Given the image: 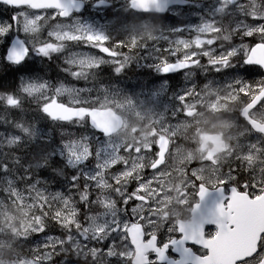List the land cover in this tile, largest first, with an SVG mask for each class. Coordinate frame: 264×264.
Returning a JSON list of instances; mask_svg holds the SVG:
<instances>
[{"label":"snow or ice","instance_id":"6c2138e0","mask_svg":"<svg viewBox=\"0 0 264 264\" xmlns=\"http://www.w3.org/2000/svg\"><path fill=\"white\" fill-rule=\"evenodd\" d=\"M181 2L149 0L142 4L138 0H126L125 11L165 13L172 4ZM225 2L229 8L233 5L244 7L243 0H218L221 5L218 12L225 10ZM111 3L112 0H26L23 3L0 0V5L13 10L10 18L0 23V58L3 63L16 67L24 63L30 53L51 59L71 46L82 49L63 57L66 67L62 70L73 80L87 79L89 76L95 78L97 70L104 65H110L114 73L120 75L135 59V50L143 48L147 52L149 43H141L134 36L129 41H114L106 30V24L96 27L83 18L86 8L108 7ZM260 7L264 8V0ZM249 19L257 23L245 22L243 35L247 38L259 37V40L245 46L243 56H240L239 49L217 53L214 47L216 40L205 39V36L218 33L221 29L214 26V21H204L187 39L182 35L176 40L163 35L150 36L149 39L153 41H167L165 47L159 43L153 44L151 66L166 76L176 71L188 72L201 66L206 59L210 67L221 72L222 69L234 67L232 58L239 57L242 65L256 66L264 72V62L253 57V49L257 52L264 49V14H257L253 10ZM46 27L48 32L42 37L41 33ZM171 31L174 34L183 33L179 27ZM227 87L232 91V99L241 95L248 98L240 108V116L245 122L247 135L254 138L249 139L246 145L239 146L240 150L234 154L238 166L233 167L229 163L226 172L213 153L203 157V162L215 166L214 172L219 169L216 180L209 184L193 169V178L180 191L178 202L181 205L191 203L195 216L203 200L215 194L218 197L215 207L207 217L201 216L199 221L193 219L189 224L177 222L167 225L169 239L166 241L160 240L159 228L153 229L152 226L168 220L166 205L162 204L163 185L160 177L165 172L161 163V142L171 143L168 136L171 127L165 129L160 124L158 129L153 128L157 142L121 144L114 138V133L124 126L123 117L113 107H123L117 92L103 89L105 95L101 102L99 97L96 100L81 97L82 92L90 89H77L64 83L53 88L47 80L39 79L38 82L37 79L23 76L16 92H0V106L5 113L22 110L25 96L35 97L38 111L53 124L91 129L90 133L80 135L61 131L59 143L45 158L46 163L48 160L53 164L62 161L67 168L76 170L66 178L67 193L48 191L47 182H44L45 187H38L41 181L33 183L31 173H26L23 179L29 183L25 195L13 187V180L8 179L9 164L0 160V180L8 184L3 191L8 193L13 204L19 202L22 210L25 207L29 211L35 210L31 212L29 230L44 237L42 244L32 248L28 255L18 257L17 264H53L54 258L66 251V245L73 241V249L83 251L85 257L90 254L94 264H264V170L258 177L253 175L251 180L241 181L238 175L242 169L247 170L253 154H264V79L253 84L236 78ZM165 92L162 84L152 95ZM65 95L71 96V101L65 102L62 99ZM193 96H199L195 86L184 89L182 94L175 97L179 107L173 109V115L180 112L191 115L195 104H190L189 100ZM124 103L135 105L130 97ZM257 105L260 107L257 108ZM15 127L29 133V128L19 122H15ZM31 135L35 138L36 133L32 132ZM47 140L48 144L52 142L51 137ZM20 141V136H14L9 138L8 143L18 144ZM216 143V151L227 147L218 138ZM117 167L118 170L113 171ZM149 169L151 175L146 177L145 170ZM133 182L135 187L129 191V185ZM226 185L233 186L227 188ZM188 188L192 191L189 192ZM93 189L97 190L95 199L91 198ZM74 196H78L79 200H75ZM189 196L195 197V201L190 202ZM132 202L138 203L129 212ZM3 203L4 199H0V205ZM93 206H99L104 211L93 214ZM29 211H25V215H29ZM50 222L63 230V237L48 234ZM207 225H211V228H207ZM110 239L112 243L106 245V253L104 247L95 246L104 245ZM117 239L120 247L116 244ZM187 244L202 248L203 255L193 256ZM233 254H236L235 259L231 258Z\"/></svg>","mask_w":264,"mask_h":264},{"label":"rangeland","instance_id":"374dc122","mask_svg":"<svg viewBox=\"0 0 264 264\" xmlns=\"http://www.w3.org/2000/svg\"><path fill=\"white\" fill-rule=\"evenodd\" d=\"M246 0H243V2ZM211 2V3H209ZM218 4V0H194L193 6H187L180 9L179 13V19L184 21V26L182 29V34L180 33L179 36L182 35V38L187 39L188 36L193 34L194 30L197 29L202 22L204 21H214V26L218 27L219 25H222L221 37L216 36V32L211 33L210 35H206L205 39H215L216 42H220L223 40H230L231 37H238L237 43H235L234 47L231 48H220V52H226L229 49H239L240 54L244 55L245 52V46H248L249 43L253 40H259V37H253V38H247L243 35L244 31L246 30L245 22L248 24H255L256 21H249L243 18H236L233 16L235 5L227 7V4L225 2L224 8L225 10L223 12H218L217 9L221 7L220 4H218V7H214ZM54 23V22H53ZM225 29V30H224ZM48 32V28H44L41 36H45V33ZM236 32H238V35L236 36ZM179 34V33H177ZM227 37V39H225ZM76 49L75 47H71V52H74ZM205 66V63L202 62L201 66L196 67V72L201 71ZM110 69V67H107ZM150 71L149 68L142 67L137 72L133 71V74L129 76L128 79H126V87L129 89H121L120 87H113L112 85H100L96 86L93 89L90 88H83L85 86H81L82 88L77 89H90L91 91L88 92H82L81 97L82 98H88L90 100H96V98H100L101 102L103 101V97L105 95L103 89L107 88L109 92H117L119 93V99L121 103L123 104V107L113 105L120 113L125 115L126 117V125L125 129L122 130V132L115 137L116 140H118L121 144L123 143H139L140 145H143L145 143L149 142H156V137L153 135V128H159L160 124H163L165 129L171 127V132L169 134H193L195 132V129L197 125H202L201 127H205V123L207 121L204 120L205 116L202 113H199V110L196 109L197 106L206 107V108H218L220 111H225V105L221 102V97L223 94H221L219 91L223 90L219 87H225L230 82H233L234 80H223L221 78H215L213 76H205V78H200L199 85L197 84V80L193 79L190 75H185L182 80V87L179 88L177 93L171 94L170 96L174 97L173 100L165 99L164 93H161L160 95L153 96L152 93L154 91H157L159 88L156 86L159 85L158 79L155 74L149 73L147 74V71ZM42 72V71H40ZM111 72V69H110ZM44 73V72H42ZM105 73V72H104ZM24 77H27L29 79H37L39 82V79H44V76L38 72H32L28 75H25ZM56 84L59 86L60 82L55 81L53 85ZM207 85V87H205ZM119 86V85H117ZM192 86H195L197 89L196 91L199 93V96H193L190 98L189 103L192 104L194 102L195 107L191 109L192 114L191 115H184L183 112L178 113L175 118L171 116V113L173 112L174 108H178V102L176 101L175 97H177L179 94H182L184 89L191 88ZM76 88V87H75ZM131 98L135 101L134 106H129L128 104L124 103L127 98ZM65 102L71 101L72 97L65 95V97L62 98ZM219 105V107H217ZM69 125H65L63 131H67L70 133L78 134L76 131H74L75 127H72L71 129L68 127ZM138 127V134L139 137L136 136V129L134 127ZM70 129V130H69ZM141 135V136H140ZM156 138V139H155ZM61 139L60 131L57 134L56 140L53 142V147L55 148L56 144L59 143ZM155 139V140H154ZM173 139V138H172ZM6 141L9 139H5ZM235 149H239V143L235 142ZM181 150L179 146H174V152L170 155V164L172 161L178 160V153L175 151ZM258 155V154H256ZM254 158V157H253ZM91 167V165H90ZM119 167V166H118ZM117 168H114L118 170ZM113 169V171H115ZM199 175H201L205 181L209 182L211 181V177L216 179L217 175L216 173H210V168L205 167L200 170H196ZM242 175L244 176H250L252 178L253 175H256L257 177L260 176L259 174H253L250 173H244L242 172ZM150 177V175H149ZM83 182V180H82ZM131 186V185H130ZM107 195V193L105 194ZM92 209H100L99 206H93ZM25 241H20L16 247L19 249L21 245ZM72 243H75L73 241ZM71 243V245H72ZM41 240H37V242L30 247L32 248L41 245ZM9 247L15 248L12 244L6 243L0 245V261L2 259H12L14 261L15 258H17L16 255L10 253L8 251ZM64 264H66V260L64 258Z\"/></svg>","mask_w":264,"mask_h":264},{"label":"trees","instance_id":"16d2710c","mask_svg":"<svg viewBox=\"0 0 264 264\" xmlns=\"http://www.w3.org/2000/svg\"><path fill=\"white\" fill-rule=\"evenodd\" d=\"M7 18L6 10L0 7V23H3ZM18 74L16 67L3 63L2 58H0V92H16ZM35 115H38L35 112V105L26 96L23 99L22 110H12L5 113L3 107L0 106V133L3 134L0 137H21V141L17 145L10 147L0 145V160L6 161L10 167L8 179H12L14 182L13 187L21 191L29 183L23 179L26 173H31L32 180L35 177H39L44 182H52L54 176L61 173L59 164H53L51 160H48L47 163L45 162L47 154H45L46 148L41 147L43 143L34 144L33 142L31 133H37L49 125V121L45 120L44 116L42 118ZM5 120L13 123H5ZM15 122H19L24 127L29 128V133L16 128ZM35 159H39L46 166L45 176H42L43 172L40 171L36 173L28 171L30 165L32 167L38 165V161H34ZM17 177H20V179H17ZM5 188H8L7 182L0 180V199H4V203L0 205V231L9 232L12 226L16 228L17 224L28 225L30 220L21 209L19 202L13 204L12 200L8 198V193L3 191Z\"/></svg>","mask_w":264,"mask_h":264},{"label":"flooded vegetation","instance_id":"af4514ba","mask_svg":"<svg viewBox=\"0 0 264 264\" xmlns=\"http://www.w3.org/2000/svg\"><path fill=\"white\" fill-rule=\"evenodd\" d=\"M119 9H121L122 7L117 5V3L112 0V3H111V6L109 7H106L104 9H102L101 11H103L105 13V15L107 16L108 13H106V11H117ZM89 11H86V12H83V16L88 13ZM169 14L173 15L172 12H170ZM164 17L165 16H157L156 19H157V22H158V25L159 24H162L163 25V20H164ZM114 20H117V19H114ZM245 103V102H244ZM242 103L241 105L239 106H243ZM239 121L241 123H243L240 118H238ZM214 147H218L216 146L215 144H211L210 145V151L211 153H213L218 159H219V162L221 163L222 162V159L225 157L226 155V150H222V151H216L214 150ZM202 149H204V146H202ZM195 162H193L194 164ZM222 164V163H221ZM214 166V165H213ZM224 171L226 172L227 171V167L228 165L224 164ZM215 167V166H214ZM219 170V169H218ZM225 187L228 188V185H226ZM195 197H190L189 196V201L190 202H194L195 201ZM179 201V199H178ZM174 208L170 209V210H167V213H168V220L166 222L164 221H161V223L159 225H153V229L155 228H159V238L161 241H166L169 239V233L167 232V225L171 224V225H175L177 222H187L190 218V211H191V203L189 204H185V205H181L179 202L177 203H174ZM214 230V229H213ZM110 244L112 243V240L109 241ZM116 244L118 247H120V242L119 240L117 239L116 240ZM187 248L191 249V251L196 255V256H201L203 255L204 253V250H202L200 247L198 246H195L193 244H187L186 245ZM121 250H124L123 248H121ZM171 255V253H169ZM115 260V258H112Z\"/></svg>","mask_w":264,"mask_h":264},{"label":"bare ground","instance_id":"6f19581e","mask_svg":"<svg viewBox=\"0 0 264 264\" xmlns=\"http://www.w3.org/2000/svg\"><path fill=\"white\" fill-rule=\"evenodd\" d=\"M111 72H110V69L109 68H106V70H105V75H108V74H110ZM20 76V74H18V77ZM38 153V152H37Z\"/></svg>","mask_w":264,"mask_h":264},{"label":"water","instance_id":"95a60500","mask_svg":"<svg viewBox=\"0 0 264 264\" xmlns=\"http://www.w3.org/2000/svg\"><path fill=\"white\" fill-rule=\"evenodd\" d=\"M21 1H23V0H15V2H17V3H18V2H21ZM262 62H264V61H262Z\"/></svg>","mask_w":264,"mask_h":264}]
</instances>
